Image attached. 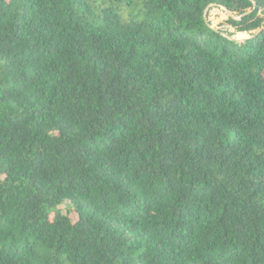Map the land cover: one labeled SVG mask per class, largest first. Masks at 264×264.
Returning <instances> with one entry per match:
<instances>
[{
  "label": "trees",
  "instance_id": "1",
  "mask_svg": "<svg viewBox=\"0 0 264 264\" xmlns=\"http://www.w3.org/2000/svg\"><path fill=\"white\" fill-rule=\"evenodd\" d=\"M0 264H264V0H0Z\"/></svg>",
  "mask_w": 264,
  "mask_h": 264
},
{
  "label": "rangeland",
  "instance_id": "2",
  "mask_svg": "<svg viewBox=\"0 0 264 264\" xmlns=\"http://www.w3.org/2000/svg\"><path fill=\"white\" fill-rule=\"evenodd\" d=\"M229 17V12L226 9L222 8H215L213 7L209 12H208V19L212 25V28L214 29H221V30H228V27L225 25H222L224 21H226ZM230 32L233 33V30L230 29ZM246 36L245 35H235L233 39L235 40H242Z\"/></svg>",
  "mask_w": 264,
  "mask_h": 264
}]
</instances>
